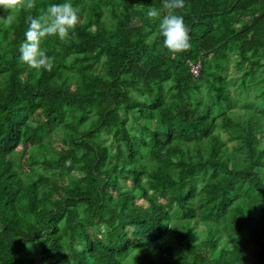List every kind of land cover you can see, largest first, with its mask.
I'll return each instance as SVG.
<instances>
[{"label":"trees","instance_id":"16d2710c","mask_svg":"<svg viewBox=\"0 0 264 264\" xmlns=\"http://www.w3.org/2000/svg\"><path fill=\"white\" fill-rule=\"evenodd\" d=\"M51 2L0 6V264H264V0H72L35 68L19 45Z\"/></svg>","mask_w":264,"mask_h":264},{"label":"clouds","instance_id":"9594fccd","mask_svg":"<svg viewBox=\"0 0 264 264\" xmlns=\"http://www.w3.org/2000/svg\"><path fill=\"white\" fill-rule=\"evenodd\" d=\"M17 2L18 0H0V6L11 10L17 6ZM183 4L184 0H168L166 6L174 9ZM27 6L31 7V0H28ZM148 15L159 19L158 35L163 37L162 44L165 48L179 52L190 47V29L182 15L175 11L161 15L155 8L149 9ZM79 18V9L72 0H53L41 15L30 19L25 38L19 45L20 60L35 68L51 67V57L42 46L44 38L49 35L66 38ZM6 19L11 22L13 17L9 14Z\"/></svg>","mask_w":264,"mask_h":264},{"label":"rangeland","instance_id":"374dc122","mask_svg":"<svg viewBox=\"0 0 264 264\" xmlns=\"http://www.w3.org/2000/svg\"><path fill=\"white\" fill-rule=\"evenodd\" d=\"M17 34H18V33H15L14 36H17ZM97 66H99V64H97ZM235 72H236V71L233 69V66H231V68H230V70H229V73H230V74H233V73H235ZM34 116H35L36 118H40V119H42V117L40 116V113H39V112H37ZM55 144H56L58 147H61V146H62V145L59 143L58 140H56V143H55ZM20 149H21V152L23 153V155H22V160H24L25 156H27V150L29 149V146H27V145H26V146H21ZM24 167H25V169H27V165H25ZM65 182H66V179H64V177H58V178H54V179L51 180V183H52L53 185H56V186L59 188V190L61 191V193H63V191H64L63 186H64ZM125 184H126L127 186H131V185H132V182L129 180V181H126ZM113 192H114V194H118V192H117L116 190H113ZM140 203L143 204V205H145V206L148 205V202H147V201H144V200H142V199L140 200ZM103 218H104V217H101L100 221L103 220ZM100 221H98V224H102V223H100ZM90 230H91L92 234L94 235V237H95L96 239H104L103 227H100V226H99L98 228H95V229L91 228ZM263 239H264V237H263ZM258 245H259L260 247H263V246H264V242H262V241L260 240ZM202 249H203L204 251H207V245H206V244H202Z\"/></svg>","mask_w":264,"mask_h":264},{"label":"built area","instance_id":"2783aa9c","mask_svg":"<svg viewBox=\"0 0 264 264\" xmlns=\"http://www.w3.org/2000/svg\"><path fill=\"white\" fill-rule=\"evenodd\" d=\"M200 69V64H191V71L194 75H198Z\"/></svg>","mask_w":264,"mask_h":264}]
</instances>
